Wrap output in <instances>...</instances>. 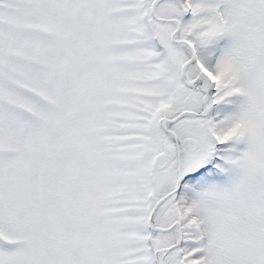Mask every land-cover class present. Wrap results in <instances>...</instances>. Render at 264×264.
Returning a JSON list of instances; mask_svg holds the SVG:
<instances>
[{
	"label": "snow or ice",
	"instance_id": "obj_1",
	"mask_svg": "<svg viewBox=\"0 0 264 264\" xmlns=\"http://www.w3.org/2000/svg\"><path fill=\"white\" fill-rule=\"evenodd\" d=\"M0 264H264V0H0Z\"/></svg>",
	"mask_w": 264,
	"mask_h": 264
}]
</instances>
